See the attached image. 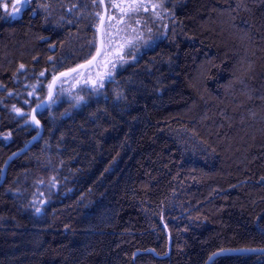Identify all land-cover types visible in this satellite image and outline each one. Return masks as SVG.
Returning a JSON list of instances; mask_svg holds the SVG:
<instances>
[{
    "label": "trees",
    "instance_id": "trees-1",
    "mask_svg": "<svg viewBox=\"0 0 264 264\" xmlns=\"http://www.w3.org/2000/svg\"><path fill=\"white\" fill-rule=\"evenodd\" d=\"M1 1L0 180L38 133L30 112L52 78L95 54L113 4L28 0L9 19ZM157 2L173 21L162 38L101 92L51 107L59 80L36 113L42 135L0 185V264H205L264 249V0Z\"/></svg>",
    "mask_w": 264,
    "mask_h": 264
},
{
    "label": "rangeland",
    "instance_id": "rangeland-1",
    "mask_svg": "<svg viewBox=\"0 0 264 264\" xmlns=\"http://www.w3.org/2000/svg\"><path fill=\"white\" fill-rule=\"evenodd\" d=\"M5 3L7 10L3 6ZM13 5L20 7L17 0L1 1L2 10L6 12L9 19L18 18L28 3L17 15H10ZM161 12L160 3L157 0H113L112 6L106 11L102 29L103 48L95 67L60 81L50 106L56 105L63 100V97H68L80 90L101 92L105 83L113 79L115 73L124 64L133 62L141 51L164 36L169 22L171 26L173 21L162 18ZM141 13L145 16H141ZM141 21L144 30L141 29Z\"/></svg>",
    "mask_w": 264,
    "mask_h": 264
},
{
    "label": "water",
    "instance_id": "water-1",
    "mask_svg": "<svg viewBox=\"0 0 264 264\" xmlns=\"http://www.w3.org/2000/svg\"><path fill=\"white\" fill-rule=\"evenodd\" d=\"M105 18H106V8L103 5V12H102V17L98 26V46H97V50L95 52V54L87 61L82 62L80 64H78L77 66L61 71L58 74H56L49 85V90H48V94L46 96V98L38 103L30 112V120L32 122V124L36 127L39 128L38 133L21 149L17 150L16 152H14L13 154H11L8 159L6 160V163L3 167V174H2V178L0 180V185L2 184V182L4 181L5 178V174H6V170L7 167L9 165V163L14 160L15 158L23 155L24 153H26L31 146L33 145V143L42 135L43 129H42V125L40 124L36 113L40 110H42L43 108H45L49 102L51 101V99L53 98L54 92H55V87L56 84L59 80L61 79H65V78H69L70 76L74 75L77 72H85L86 70L95 67L101 53H102V48H103V43H102V29L104 26V22H105ZM37 121L39 123H37ZM215 254V255H214ZM255 254H264V249H250V248H244V249H225V250H220L217 251L215 253H213L208 260L206 261L205 264H212L217 258L219 257H223V256H244V255H255Z\"/></svg>",
    "mask_w": 264,
    "mask_h": 264
},
{
    "label": "snow or ice",
    "instance_id": "snow-or-ice-1",
    "mask_svg": "<svg viewBox=\"0 0 264 264\" xmlns=\"http://www.w3.org/2000/svg\"><path fill=\"white\" fill-rule=\"evenodd\" d=\"M17 3L20 5V7L13 5L12 12L10 13V15H17L22 10L23 6H25L28 3V0H17ZM3 6H4L5 10H7V4L5 3ZM42 75H43V73H42ZM37 123H39V122L37 121ZM39 211H40V209H37V212H39Z\"/></svg>",
    "mask_w": 264,
    "mask_h": 264
}]
</instances>
